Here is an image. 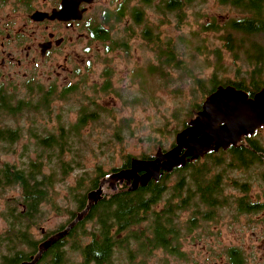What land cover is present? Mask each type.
<instances>
[{
	"label": "trees",
	"instance_id": "obj_1",
	"mask_svg": "<svg viewBox=\"0 0 264 264\" xmlns=\"http://www.w3.org/2000/svg\"><path fill=\"white\" fill-rule=\"evenodd\" d=\"M184 1L165 0L162 6H155L153 11L164 17L165 13H174L181 19L184 11L191 6ZM206 1L202 0V3ZM216 2L220 7H226L228 12H234L235 16L224 19V22L212 18L200 26L198 33L193 34V39L198 40L194 48L202 56L195 70L182 59L191 47L190 40L184 42L179 39L178 48L171 43V39L161 42L158 33L154 34L150 27L145 26L141 31V40L147 46L152 45V50L165 60V64L159 62L160 67L156 73L168 77L169 70L179 71L181 78L190 80L191 91L202 94L200 101L196 99L193 102V115L183 123V128L201 110L205 98L219 86L231 85L245 91L250 97L264 88V0ZM144 7V10L151 8L149 4ZM143 16L144 13L137 10L132 24L144 26L145 22H141ZM155 30L158 31V28L155 27ZM208 34L216 35L218 44L213 45L212 40L204 37ZM92 35L94 41L105 42L108 38L107 34L99 30H95ZM128 36L133 37L131 34ZM109 44L110 48L128 47L125 35L111 40ZM190 59L193 60L194 55ZM228 59L229 64H225L224 61ZM206 73L203 79L200 78ZM108 75L110 73L105 69L106 83L102 92L111 90ZM137 75L134 73V77ZM81 83L83 85L76 83L62 88L55 84L45 87L31 83L23 91L14 89L12 92L0 88V220L3 223L0 232V264L30 262L44 239L64 230L85 209L87 194L96 190L101 180L112 172L129 167L132 159L130 155H123L121 165L111 167L106 172L102 171V163L96 165L92 173L85 167L84 155L88 150L93 151L88 143L79 139L89 124L103 123L101 115L107 116V111L95 99L88 97L91 95H85L87 89L95 90V85H89L88 80L84 79ZM19 92L22 95L20 97ZM72 99H77L74 102L78 105L76 121L74 124H64L61 119H66L65 111L70 112L72 109L62 105L56 110L55 105L57 102L71 104ZM137 101L133 98L130 104H136ZM56 111L60 115L54 116ZM48 124L52 125L51 131L47 128ZM113 137L120 139L122 150L123 135L116 133ZM22 140L24 143L21 145ZM109 142L113 143L112 140ZM250 142L248 144L253 147L254 143ZM18 145L21 146L19 149ZM105 146L106 150L111 151L108 144ZM248 153L243 155L245 151L242 148L220 151L218 154L209 152L188 163L184 171H181L182 168L174 171L177 181L171 186L167 185L165 173L158 182L151 180L145 187L139 186L133 192L128 191L126 185L120 186L93 205L86 217L64 239L45 252L36 264H121L120 260L127 264H146L150 257L157 255L155 251L159 247L163 249L164 255L167 251L171 256H177V245L172 243L174 238L165 245L167 232L155 221L151 213L152 202L165 191L176 194L172 195L170 201L176 200L178 193L194 191L200 183L206 186L203 190L221 191L220 183L215 185L214 182H219L220 175L226 174L218 173V168H230L232 161L257 158L251 152ZM106 154V151H102L101 156ZM3 156L16 157L17 160H1ZM138 158L149 160L153 156L142 152ZM201 159L204 163L198 165L197 161ZM235 166L240 165L236 163ZM75 171L79 173L74 175V183L65 184L66 179ZM208 176L212 177L211 182L203 180ZM60 184H65L62 196L58 190ZM59 199L66 204L64 208L60 207ZM47 206L59 215L65 213L67 220L57 229L41 233L43 220L47 219ZM177 208L171 204L166 213L170 225L177 223ZM144 222H157L159 225L155 229L140 228ZM87 224L91 225L90 228ZM36 231H40L39 239L35 236ZM149 234H154L155 238H148ZM169 234L172 236L174 231L170 229ZM155 259L165 264V258Z\"/></svg>",
	"mask_w": 264,
	"mask_h": 264
},
{
	"label": "flooded vegetation",
	"instance_id": "obj_2",
	"mask_svg": "<svg viewBox=\"0 0 264 264\" xmlns=\"http://www.w3.org/2000/svg\"><path fill=\"white\" fill-rule=\"evenodd\" d=\"M155 1L0 0V88L12 92L31 83L44 86L40 81L50 85L59 81V71L66 73V78L76 70V65H88L90 43L101 42L94 41L92 34L95 30L108 35L103 42L106 45L103 54L118 51L109 46L114 40L112 25L133 23L137 10L146 9L145 4L152 7ZM164 2L161 0L154 7L162 6ZM147 11H142L144 19L141 22L148 19ZM125 34L123 32L121 37ZM123 49L120 51L130 50L129 47ZM261 131L264 128L242 138L237 145L214 152L218 154L242 148L245 151L243 155L251 152L257 157L232 161L231 167L226 168V175H220L221 180L217 183L213 181L215 185L220 183L221 191L203 190L206 186L200 183L194 191L178 193L176 200L170 201L176 194L165 191L152 202L151 213L167 232L165 245L173 238L172 243L177 245V256H171L167 251L164 255L159 247L155 253L161 256L155 255L156 258H165V264H264V140L256 138ZM200 161L202 159L197 163L202 164ZM236 163L240 166H235ZM184 167L179 168L184 171ZM179 168L171 173L165 172L167 185L171 182V176L167 175H175L174 171ZM251 171L256 172V178L250 174ZM211 179L210 176L203 178L208 182ZM122 185L125 184H116V190ZM171 185L172 182L168 186ZM107 194L102 193V197ZM171 204L178 207L177 223L173 225L168 223L170 219L166 215ZM156 223L144 222L140 228L155 229L159 225ZM170 229L174 231L172 236ZM148 238L155 236L149 234Z\"/></svg>",
	"mask_w": 264,
	"mask_h": 264
},
{
	"label": "rangeland",
	"instance_id": "obj_3",
	"mask_svg": "<svg viewBox=\"0 0 264 264\" xmlns=\"http://www.w3.org/2000/svg\"><path fill=\"white\" fill-rule=\"evenodd\" d=\"M160 1L156 0L154 5L159 4ZM184 2L190 3L191 6L184 11L181 19L174 13H165V17L155 13L153 5L147 11L148 19H145L144 26H136L132 23L112 25L111 36H113V39L121 37L123 32H127L125 38H127L129 51L122 52L120 50L124 49L121 48L118 51L103 54L104 47H106L103 42L90 43L91 52L87 57L88 65L82 67L76 65V70L69 76L67 74V79L65 78L66 73L60 71L57 73L60 79L57 83L53 82L52 84H55L58 88L66 87V83L71 84L67 86H73L82 79L84 81L88 80L89 85H95L96 89L93 91L87 89L89 93L86 92L85 95H91L88 97L95 99L107 111V116L101 115L104 119L103 123L92 126L89 124L83 131L82 138L79 139L84 143H88L93 151L88 150L84 155L85 167L88 168V172L92 173V169L101 163L104 172L109 171L111 167H119L123 161V155L138 158L142 152L150 153L153 156L158 149L169 150L174 146L176 134L182 131L183 123L189 119L190 115H193L192 104L196 99L197 102L200 101L202 94L192 92L190 80L181 78L179 71L169 70L170 76L168 77H165V74L159 75L156 73V70L160 67L159 62L164 63L165 60H162L160 55L152 50V45L147 46L141 40V31L144 30L145 26L150 27L154 34L158 33L161 42L171 39V43L176 44L178 48H180L179 39L184 42L190 40L191 47L182 59L195 70L199 66L202 56L194 48L198 44V40L197 38L193 39V34L198 33L200 26L208 21L210 22L212 18H216L218 22H224V19L233 18L235 13L228 12L226 7H220L216 0H207L205 3H202V0H185ZM139 10L145 11L141 8ZM178 24L179 26H177ZM155 27L158 28V31L155 30ZM128 34L133 37L130 38ZM204 37L208 38L209 41L212 40L213 45L218 44L216 35L208 34ZM176 50L179 52V49ZM192 55H194L193 60L190 59ZM78 62L80 63V60ZM229 62L230 59L224 61L225 64H229ZM105 69H108L110 73L107 76V78H110L111 84L109 92H102V88L106 83ZM134 73L139 75L134 77ZM206 75L207 73L201 75L200 78L203 79ZM40 82L44 86L48 85H45L44 81ZM79 84L83 85L81 82ZM23 90L24 88L20 91ZM18 96H22L20 92ZM133 98L138 100L136 104H130V100ZM71 102L73 103L62 104L57 102L55 105L56 110L62 105L72 109L70 112L65 111L66 119L61 116L64 124H74L76 121L75 111L78 105L74 102H77V99H72ZM56 115H60V112L56 111L54 116ZM53 125L55 126L56 123L53 122ZM47 128L51 131L52 125L48 124ZM116 133L119 136L123 135L122 150L119 144L120 139L113 137ZM256 138L258 141H263L264 131L258 133ZM109 140H112L113 143L110 144ZM23 143L24 140L21 141V145ZM105 144L109 145L111 151L106 150ZM20 147L18 145V149ZM102 151H106L107 154L101 156ZM1 160L13 162L17 158L3 156ZM200 162L204 163L203 160ZM198 165H201V163L198 162ZM254 169H257V167H254ZM217 171L224 174L227 172L225 168H218ZM77 173L79 172L71 173L65 184L72 185L74 175ZM250 174L253 178H256L255 171H251ZM183 175L185 178V173ZM170 176L171 182L175 184L177 175ZM65 184H60L58 187L61 196L65 193ZM110 191V189H106V186L103 188V193H110ZM58 203L61 208L66 206L60 199ZM45 209L47 219L43 220L42 228L44 231L55 230L67 220L65 213L59 215L52 212L48 206ZM90 226V224H87L88 228ZM2 229L3 223L0 220V232ZM35 236L39 239L40 231H36ZM157 256L161 255L157 254ZM120 261L121 264H127L122 260ZM146 264L163 263L157 262L152 256Z\"/></svg>",
	"mask_w": 264,
	"mask_h": 264
},
{
	"label": "water",
	"instance_id": "obj_4",
	"mask_svg": "<svg viewBox=\"0 0 264 264\" xmlns=\"http://www.w3.org/2000/svg\"><path fill=\"white\" fill-rule=\"evenodd\" d=\"M260 128H264V88L250 97L231 85L217 87L202 102L195 117L176 134L173 147L167 151L158 149L149 160L132 158L128 168L112 172L101 180L97 189L87 194L85 209L64 230L44 240L32 261L24 264H35L45 251L67 236L89 209L102 199L105 185L115 192L116 184L124 183L128 191L133 192L151 180L159 181L163 173H171L173 169L184 167L187 162L198 160L209 152L237 145L242 138L253 135Z\"/></svg>",
	"mask_w": 264,
	"mask_h": 264
},
{
	"label": "bare ground",
	"instance_id": "obj_5",
	"mask_svg": "<svg viewBox=\"0 0 264 264\" xmlns=\"http://www.w3.org/2000/svg\"><path fill=\"white\" fill-rule=\"evenodd\" d=\"M88 202H89V197H88ZM90 209H91V208H90ZM90 209H89V210H90ZM88 212H89V211H88ZM88 212H87V214H88ZM80 213H81V212H80ZM87 214H86V215H87ZM84 218H85V217H84ZM82 220H83V219H82ZM82 220H81V221H82ZM79 222H80V221H79ZM79 222H78V223H79ZM78 223H77V224H78ZM77 224H76V225H77ZM76 225H75V226H76ZM75 226H74V227H75ZM66 227H67V226H66ZM74 227H73V228H74ZM73 228H72V229H73ZM72 229H71V230H72ZM71 230H70V231H71ZM70 231H69V232H70ZM68 234H69V233H68ZM68 234H67V235H68ZM65 237H66V236H65ZM65 237H64V238H65ZM64 238H63V239H64ZM61 240H62V239H61ZM54 245H55V244H54ZM54 245H53V246H54ZM40 247H41V244H40L39 247H38V252H39V250H40ZM50 248H51V247H50ZM50 248H49V249H50ZM49 249H48V250H49ZM45 252H46V251H45ZM45 252H44V253H45ZM44 253H43V254H44ZM43 254H42V255H43ZM42 255H41V257H42ZM35 256H36V255H35ZM35 256H34V257H35ZM34 257H33V258H34ZM41 257H40V259H41ZM40 259H39V260H40ZM39 260H38V261H39ZM31 261H32V260H31ZM31 261H30V262H31ZM24 263H25V262H24ZM24 263H22V264H24ZM36 263H37V262H36ZM36 263H35V264H36Z\"/></svg>",
	"mask_w": 264,
	"mask_h": 264
}]
</instances>
